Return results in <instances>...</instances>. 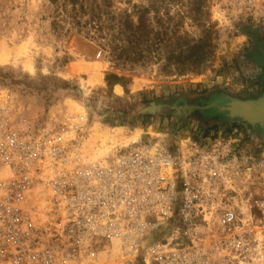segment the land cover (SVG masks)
<instances>
[{
  "label": "built area",
  "instance_id": "1",
  "mask_svg": "<svg viewBox=\"0 0 264 264\" xmlns=\"http://www.w3.org/2000/svg\"><path fill=\"white\" fill-rule=\"evenodd\" d=\"M264 35V0H217ZM0 103V264H264V140L209 136L85 149Z\"/></svg>",
  "mask_w": 264,
  "mask_h": 264
},
{
  "label": "rangeland",
  "instance_id": "2",
  "mask_svg": "<svg viewBox=\"0 0 264 264\" xmlns=\"http://www.w3.org/2000/svg\"><path fill=\"white\" fill-rule=\"evenodd\" d=\"M63 3L0 0V103L35 130L80 124L85 149L102 153L136 140L209 136L232 122L191 107L264 91L263 33L223 17L217 0H82L78 26L59 22L72 13ZM206 29L212 55L197 73H181L187 41ZM251 129L261 142L264 128Z\"/></svg>",
  "mask_w": 264,
  "mask_h": 264
},
{
  "label": "trees",
  "instance_id": "3",
  "mask_svg": "<svg viewBox=\"0 0 264 264\" xmlns=\"http://www.w3.org/2000/svg\"><path fill=\"white\" fill-rule=\"evenodd\" d=\"M63 4H68L71 8V14L68 17L66 15L65 19L66 21L63 19L61 22H69V20H72L73 25L78 26L79 22H78V18L80 14H77V12L79 11H83V5H82V0H63ZM61 12H65V9L62 7L60 8ZM91 24L94 21H98L99 18H95V16H92L91 18ZM59 22H54L52 24V26L61 29L60 23ZM133 27L131 26V24L129 23L128 26L126 27V32L128 31V36L126 37L128 40V44L131 43V39L133 37V31H132ZM133 30H136V28H134ZM210 31L209 29H206L203 31V36L198 38L197 40H191V41H187L186 45H185V51H184V55L182 57V59L184 61H179L177 60L178 63H180L181 67L180 68V72L181 73H186V72H191V73H197L199 71V69L201 67H203V65H206L209 57L212 55V44L210 42ZM169 59H174L173 57V53L168 56ZM261 67V64H258ZM107 81V79H106ZM219 95H223L218 93ZM215 112V111H214ZM224 118V120L228 122H232L231 126H239L243 128V132H244V136L245 139L248 140H252L254 141V132L252 131L251 128L245 126L244 124H242L241 122H236V121H231V120H227V118H225L223 115H220ZM238 123V124H237ZM257 128H259V126H255Z\"/></svg>",
  "mask_w": 264,
  "mask_h": 264
},
{
  "label": "water",
  "instance_id": "4",
  "mask_svg": "<svg viewBox=\"0 0 264 264\" xmlns=\"http://www.w3.org/2000/svg\"><path fill=\"white\" fill-rule=\"evenodd\" d=\"M264 67V66H263ZM227 106H233L235 110H227L222 107L218 108L219 105L215 103H209L205 106L191 107L193 111H216L218 115H225L227 120L238 121L249 128L254 126L264 125V91L255 99L240 100L233 97L226 96L220 101ZM232 102V105H229ZM227 103V104H226ZM221 105V104H220ZM237 111V112H236ZM234 112V113H233ZM236 112V113H235ZM258 122L261 124L258 125ZM256 123V124H253Z\"/></svg>",
  "mask_w": 264,
  "mask_h": 264
},
{
  "label": "bare ground",
  "instance_id": "5",
  "mask_svg": "<svg viewBox=\"0 0 264 264\" xmlns=\"http://www.w3.org/2000/svg\"><path fill=\"white\" fill-rule=\"evenodd\" d=\"M253 33H254V35H256V32L253 30L252 31ZM252 34V33H251ZM256 37V36H255ZM115 90H116V92L118 93V91H119V89L118 88H115ZM226 96L224 95V96H220V97H218L216 100H214L213 102H211V103H215V104H217V105H219V107L218 108H220V107H222L223 109H227V110H229V111H231V110H235L234 108H233V106H227V105H225V104H223L222 105V103L220 102L222 99H224ZM221 104V105H220ZM227 104V103H226ZM233 103L232 102H230V104L229 105H232ZM216 112V111H215ZM237 112V111H236ZM235 112V113H236ZM234 113V112H233ZM221 115V114H220ZM223 115V114H222ZM223 116H225V115H223ZM227 118V117H226ZM253 124H256V123H253ZM259 124H261V122H258V125ZM253 128H255V126L253 127ZM259 128H264V126H262V125H260V127ZM258 135H261V134H258ZM164 138H166V137H164ZM167 139V138H166ZM168 140H170V136H169V139ZM264 139H262V141H263Z\"/></svg>",
  "mask_w": 264,
  "mask_h": 264
},
{
  "label": "crops",
  "instance_id": "6",
  "mask_svg": "<svg viewBox=\"0 0 264 264\" xmlns=\"http://www.w3.org/2000/svg\"><path fill=\"white\" fill-rule=\"evenodd\" d=\"M119 88V87H118ZM114 89H115V87H114ZM119 90H120V88H119Z\"/></svg>",
  "mask_w": 264,
  "mask_h": 264
}]
</instances>
